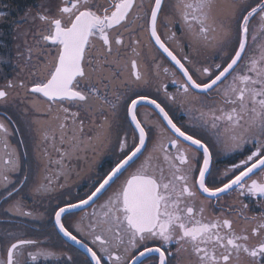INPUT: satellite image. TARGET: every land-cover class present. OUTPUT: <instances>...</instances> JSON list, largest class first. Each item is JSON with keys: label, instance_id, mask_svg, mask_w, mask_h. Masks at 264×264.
Returning <instances> with one entry per match:
<instances>
[{"label": "snow or ice", "instance_id": "snow-or-ice-1", "mask_svg": "<svg viewBox=\"0 0 264 264\" xmlns=\"http://www.w3.org/2000/svg\"><path fill=\"white\" fill-rule=\"evenodd\" d=\"M39 7L22 22L43 26L33 39L46 49L36 50L37 57H51L41 65L47 74L30 86L19 80L9 81L6 88L25 89L48 102L43 115L57 121V128L44 130L39 119L33 121L38 147L48 145L42 155L49 157L52 148L59 159L48 162L65 171V160L110 142L113 125L105 108L114 116L123 107L130 130L117 135L113 164L90 190L75 202L60 200L52 208L57 234L67 238L65 243L79 245L87 264H264V213L248 217V204L242 203L235 219L205 215L207 202L232 192L264 207V0H150L147 10L143 0H58L54 6L46 0ZM173 23L180 36L171 30ZM161 25L168 30L161 32ZM141 32L171 69L155 56L153 69H142ZM23 35L25 59L31 61L34 49L26 38L32 30ZM128 52L121 63L122 53ZM129 69L128 91L118 93V77ZM161 72L171 77L175 92L159 82ZM153 86L155 98L139 90ZM10 99L11 92L0 88V103ZM93 102L99 104L102 120L85 134L81 111L93 112ZM147 106L155 119L139 114ZM177 108L192 115L189 127L178 126L170 115ZM5 120H0V144L9 149L8 125L14 122L6 114ZM223 153L243 158L217 178L214 156ZM4 155L0 199L12 201L7 211L31 217L33 212L24 211L22 201L15 199L29 176L13 180L19 156L15 149ZM50 184L38 182L33 191L45 194ZM77 211L84 215L68 222ZM240 220L256 226L238 231ZM0 247V264H39L41 258L57 255L40 241L11 231L0 236ZM72 259L67 256L66 264Z\"/></svg>", "mask_w": 264, "mask_h": 264}, {"label": "flooded vegetation", "instance_id": "flooded-vegetation-1", "mask_svg": "<svg viewBox=\"0 0 264 264\" xmlns=\"http://www.w3.org/2000/svg\"><path fill=\"white\" fill-rule=\"evenodd\" d=\"M53 6L58 3V0H51ZM145 10H147L150 0H143ZM165 16L169 15V10L166 9L164 12ZM144 23V21H137V24ZM43 26L37 21L35 24L28 23L21 28V34L19 36L18 45V69H15L12 76H10L6 82L0 84V88L8 90L11 92V102L5 106L0 105V115L5 118V114L11 117L14 123H11L14 129V135L11 140V149H15L20 160V170L12 175L13 180H22L24 175L29 176V181L27 182L25 188L21 191L20 195L15 199L22 201L24 205V211H31L33 215L31 217H25L16 215L7 211L10 207L12 201L9 200L5 202L0 199V236H3L6 231L16 232L23 238L36 239L42 243V246L48 247L55 251L57 255L55 257L44 260L40 259L39 264H66L67 256H72V264H87L89 259L83 250H80L76 245L71 242L65 243L66 239L62 234H57V229L54 225V218L52 217V208L60 200H71L75 202L78 197H83L91 188L94 179L100 174L108 170L118 153L117 149V135L121 130L129 131L127 122L125 120V113L123 107L113 116L107 108L103 111L109 116L112 122V133L110 142H106L103 145H98L95 149H87L81 151L78 156L73 157L71 160H65L66 170L62 171L61 168L55 163H49V158L52 161L59 159V154L56 153L52 148L49 147V157H44L42 155L43 149L48 147L47 144L40 145L38 147V133L37 125L33 121L39 119L41 121V127L44 130L56 129L58 122L55 120H49L45 115H43L48 108V102L42 96H33L32 94H27L25 89L17 88L14 93L13 90L7 89L6 85L9 81L17 83L19 80H23L25 84L31 85L33 81L42 79L46 75V71L41 67L44 61L51 60L50 56L41 55L37 57L36 50H41L46 52L43 44H36L33 37L35 36L36 30L42 28ZM161 32H166L168 29L164 28L162 25L158 26ZM255 27V25H253ZM25 29H31L32 35L27 36V42L34 49L33 58L31 61H26L25 55V37L23 35ZM179 25L173 23L171 25V30L177 31V35L180 36L181 33L178 31ZM138 38L141 39V52L144 59L142 60V69L147 66L151 71L153 69L152 57L155 56L159 62H162L163 67L172 68L169 61L165 60L159 52H157L154 46H151L148 41V36L146 33H139ZM163 38V36H162ZM36 40L39 37L35 38ZM149 48L151 50L149 51ZM189 51L185 47V52ZM54 55V51H53ZM125 56V60L121 63L126 62L128 56L131 55L130 52L127 54L122 53ZM219 62V61H216ZM23 69V71L21 70ZM39 69L37 76H32V71ZM112 71H118L113 68ZM129 70L120 74L117 80L118 86L117 92L125 94L128 91L127 78L129 76ZM93 78L95 82L96 74L93 73ZM19 77V78H18ZM154 83L157 82L156 78H153ZM171 77H165L161 72L159 77V82L168 83L169 91L175 92V86L170 83ZM99 86V85H97ZM142 92H151L155 98V87L152 88H141ZM17 92V95L15 94ZM163 99V94L159 96ZM35 104V109L32 107V103ZM67 107L68 105H64ZM58 107V106H57ZM94 111L85 115L81 111V116L85 120V134H91L92 129L95 128L102 120L99 114L101 109L99 104L93 102ZM77 109L73 108L72 111ZM139 114H151V118L155 119V113L152 112L150 106L140 107L138 109ZM62 115V113H61ZM173 115L174 121L179 125H184L186 128L193 123L192 115L184 109H179L175 111ZM16 129H19L18 131ZM57 140L56 145L60 147L59 144V132L56 133ZM21 141H23L21 143ZM66 147V145L64 146ZM26 153V154H25ZM247 151L243 155H246ZM240 153H223L220 156H214V165L219 172L216 174L217 178L221 177L223 170L230 167L234 162H238L243 158ZM8 157L5 158V160ZM51 180L50 191L45 194H38L33 191L34 187L38 182L48 183ZM3 190V189H2ZM203 199V197H201ZM102 202V201H101ZM248 204V209L245 211V215L248 217H259L264 213V207L256 203L253 198L238 197L236 192L230 194H224L219 201L212 199L206 204V216H220L221 213L228 215L229 218L235 219L238 211L241 210V204ZM232 209L231 214H229V209ZM86 211H91V209H86ZM82 215L83 212L77 211L75 215L68 216L67 221L74 223ZM256 224L248 223L245 224L243 220H240L235 227L239 231L242 228H248L251 231L252 227ZM255 243V238L253 239ZM3 255V248L0 247V256ZM146 264L150 262L146 261Z\"/></svg>", "mask_w": 264, "mask_h": 264}, {"label": "trees", "instance_id": "trees-1", "mask_svg": "<svg viewBox=\"0 0 264 264\" xmlns=\"http://www.w3.org/2000/svg\"><path fill=\"white\" fill-rule=\"evenodd\" d=\"M44 1L46 0H0V84L6 82L15 71L14 50L19 43L17 27L29 10L38 9Z\"/></svg>", "mask_w": 264, "mask_h": 264}, {"label": "rangeland", "instance_id": "rangeland-1", "mask_svg": "<svg viewBox=\"0 0 264 264\" xmlns=\"http://www.w3.org/2000/svg\"><path fill=\"white\" fill-rule=\"evenodd\" d=\"M44 2H46V1H44ZM44 2H42V3H44ZM41 4V3H40ZM41 9H40V7H38V9H36V10H34V9H31V12L34 14V13H36L37 11H40ZM28 23H24V22H22V23H20L19 24V26L17 27V36L19 35H22L21 34V28L24 26V25H27ZM17 38V37H16ZM18 39V38H17ZM16 39V40H17ZM17 41H19V39L17 40ZM18 45H19V43L16 45V49L14 50L15 52H16V60L14 59V63H15V69H18V66H19V61H18ZM19 78V77H18ZM16 91V89L15 90H13V92L12 93H14ZM16 95H17V92L15 93ZM11 102V99H10V101H9V103ZM0 105H3V106H5L6 104H2V103H0ZM0 120H4L5 121V123H8V121L7 120H5V118L4 117H2L1 115H0ZM12 124H9L8 126H9V131H10V133H11V135L8 137V142H9V145H10V143H11V138H12V136L14 135V129L12 128V126H11ZM10 147H11V145H10ZM9 150H11V148H9V149H4V147H3V145L2 144H0V156H3L4 157V159L7 157V156H5L4 155V153L6 152V151H9ZM0 192H3V190L2 189H0Z\"/></svg>", "mask_w": 264, "mask_h": 264}, {"label": "water", "instance_id": "water-1", "mask_svg": "<svg viewBox=\"0 0 264 264\" xmlns=\"http://www.w3.org/2000/svg\"><path fill=\"white\" fill-rule=\"evenodd\" d=\"M65 238V237H64ZM66 240H67V238H65ZM69 243L71 242V241H68ZM72 243V242H71ZM73 244V243H72ZM75 245V244H74ZM78 248H79V245H76ZM81 250V249H80Z\"/></svg>", "mask_w": 264, "mask_h": 264}]
</instances>
